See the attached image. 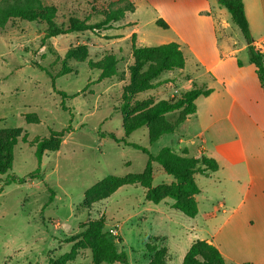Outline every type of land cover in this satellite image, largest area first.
Listing matches in <instances>:
<instances>
[{"label": "rangeland", "instance_id": "rangeland-1", "mask_svg": "<svg viewBox=\"0 0 264 264\" xmlns=\"http://www.w3.org/2000/svg\"><path fill=\"white\" fill-rule=\"evenodd\" d=\"M111 1L116 2L45 0V3L57 8L58 23L67 22L73 15L90 17L89 23H95L102 19ZM134 4V13L128 17L127 13L114 24V29L99 33L60 35L43 42L46 23L22 20L9 22L0 33V130H21L13 169L0 174V264H49L51 259L57 260L72 251L79 240L69 241L83 224L98 219L105 220L104 231L127 254L129 264H150L155 253L147 252V244L150 249L166 247V264H182L191 242L206 237L202 218H189L168 208L174 202L171 198L160 204L148 201L141 186H123L107 199L92 205L86 202L87 192L108 176L125 178L142 174L146 168L148 156L142 150L117 143L111 135L138 144L153 155L170 147L168 138L175 136L167 134L150 143L147 126L135 130L128 138L123 132V117L117 108L121 105L123 87L129 82L132 34H137L138 46L165 44L174 35L172 30L157 25L159 12L149 2ZM163 4L161 9L170 12ZM225 11L236 47L242 49L248 43L231 14ZM79 45L87 47L88 59L83 63L68 61L71 73L54 81L50 74L55 77L62 69L65 53ZM106 55L118 58V75L98 83L100 71L92 70L88 61L99 62ZM239 56L248 60V47ZM201 73L204 69H198L196 62L188 59L183 70L165 72L157 79L164 82L177 78L170 80L176 88L162 84L138 95L136 100L148 104L167 100L175 90L182 93L190 89L184 75L196 77ZM203 78L208 81L209 76ZM179 116L180 111L175 110L166 119L173 123ZM34 119L38 122H28ZM68 126L72 131L62 138L59 151H46L39 165L36 140L49 138L52 131L60 132ZM38 168L39 177L30 180L29 175ZM12 177L26 180L5 185ZM173 181L161 165L154 163L153 187ZM162 209L172 210L164 216ZM80 245L86 247L84 242ZM67 264H93L92 253L84 248L74 262Z\"/></svg>", "mask_w": 264, "mask_h": 264}, {"label": "crops", "instance_id": "crops-1", "mask_svg": "<svg viewBox=\"0 0 264 264\" xmlns=\"http://www.w3.org/2000/svg\"><path fill=\"white\" fill-rule=\"evenodd\" d=\"M131 1L149 2L158 10L159 18L174 33L165 44L178 43L186 64L191 59L204 69L196 77L184 75L188 87L196 82L213 90L196 100L197 112L168 138L177 153L187 150L191 157L205 155L220 167L210 176H195L201 191L196 195L199 212L195 219L202 218L201 227L207 231L200 240L215 245L226 264H264V87L250 57L242 60L239 56L248 45L237 49L227 9L217 0ZM243 2L253 44L264 48V0ZM161 4L170 12L161 9ZM203 75L210 79L204 80ZM171 79L177 78L165 81L173 88ZM178 94L175 90L170 97ZM173 204L168 208L174 209ZM172 209L160 212L168 216Z\"/></svg>", "mask_w": 264, "mask_h": 264}, {"label": "trees", "instance_id": "trees-1", "mask_svg": "<svg viewBox=\"0 0 264 264\" xmlns=\"http://www.w3.org/2000/svg\"><path fill=\"white\" fill-rule=\"evenodd\" d=\"M220 7L227 9L231 14L235 25L240 29L248 43L250 61L255 65L261 85L264 87V57L255 48L249 21L246 16L243 0H217ZM136 5L129 0L111 1L109 7L103 11L102 19L95 23H89L90 17L80 18L71 16L67 22H57V8L54 5L45 3V0H0V33L6 25L14 20L25 22L46 23L47 28L43 42L51 38L76 34L86 31L99 33L114 29V24L126 17L127 13H134ZM157 25L167 29L168 24L163 19L156 21ZM132 64L128 67L129 82L122 90L121 105L117 108L123 117V132L128 138L135 130L147 126L150 143L157 142L162 136L174 133L180 124L197 112L196 100L199 97H208L213 90L206 86L192 82L191 88L167 100L149 103L140 102L136 97L142 93L151 91L167 84L168 81L157 82V79L165 72L183 70L186 66V58L181 46L176 42L161 44L158 46H138L137 34L131 36ZM88 50L84 45L70 48L64 56L61 71L53 77L55 79L69 75L71 68L68 61L74 60L83 63L88 59ZM92 70L100 71L98 83L105 79H111L118 75L117 65L119 63L116 55H106L101 61H88ZM64 98L67 94L59 91ZM137 110V108H140ZM67 109L66 106L63 107ZM179 110V119L172 123L166 115L172 111ZM29 117V116H28ZM28 122H38L34 119ZM72 131V127L57 132L52 131L49 138L37 139L35 142V155L42 163L46 151H59L62 138ZM20 129L0 130V174H6L13 169L14 150L20 138ZM117 143L124 142L142 150L148 156L146 168L142 174L130 175L125 178L108 176L101 183L90 189L86 194V202L90 205L107 199L119 188L128 185L141 186L146 190V199L154 204H160L171 198L174 200L173 208L180 211L189 218L198 215L199 208L196 195L200 189L195 180L196 175L210 176L219 171L218 162L210 157L202 155L198 158L188 155L187 150L182 154L176 152L173 147H165L156 155L151 154L138 144L128 143L124 138L118 139L111 135ZM56 140V144H55ZM158 163L164 171L174 178L171 184H161L153 187L154 169L153 164ZM40 169L29 175L30 180L38 178ZM26 178L12 177L5 181V185L16 182L24 183ZM105 220L98 219L90 221L81 226V231L71 237L69 242L75 243L70 253L61 256L59 259H51L49 264H67L74 262L80 251L87 248L92 253L93 264H129L127 254L120 251L114 241L110 238L109 232L104 231ZM158 239V238H157ZM86 243L82 248L80 243ZM121 242V240H120ZM158 250L156 247L150 249L147 244V252L155 253L150 264H166V247ZM182 264H226L220 250L205 240L195 241L186 253Z\"/></svg>", "mask_w": 264, "mask_h": 264}, {"label": "built area", "instance_id": "built-area-1", "mask_svg": "<svg viewBox=\"0 0 264 264\" xmlns=\"http://www.w3.org/2000/svg\"><path fill=\"white\" fill-rule=\"evenodd\" d=\"M255 46V45H254ZM259 52L261 53H264V48H261L260 46L259 47H255ZM113 232V231H111Z\"/></svg>", "mask_w": 264, "mask_h": 264}]
</instances>
